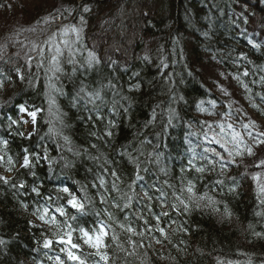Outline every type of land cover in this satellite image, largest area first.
I'll return each mask as SVG.
<instances>
[{
  "label": "trees",
  "instance_id": "16d2710c",
  "mask_svg": "<svg viewBox=\"0 0 264 264\" xmlns=\"http://www.w3.org/2000/svg\"><path fill=\"white\" fill-rule=\"evenodd\" d=\"M83 1L90 4L92 10L87 12L90 16L83 25L81 43L76 46L79 51L75 57L77 60L75 72H73L74 66L69 64V72L71 71L74 77L71 82L70 97L78 98L77 93H80L81 87L86 93L100 90L103 103L97 101V104L100 105V113L104 120L95 119L96 113L92 111L93 105L86 104L85 93H80V117L84 120V126L79 131H77L78 127L73 130V137L79 142L77 146L83 143V146L90 150L88 153L85 149L79 150L76 147L73 152L75 153L73 155L77 156L76 153L79 155L76 158L82 157L78 179L84 178L88 184L89 173L91 171L98 173L102 165L108 167L109 164L105 161L109 159L113 165L112 167L109 165L110 170L102 176L108 181V185L111 186L112 177L109 172L112 169H115L122 177L119 187L124 191H127V186L135 178L136 173L140 172L143 180L136 181V191L140 197L143 195L140 192V185H150L148 181L155 182L168 192L179 189L182 181L186 183L190 175L186 173L188 171H181V169L188 167V155L181 156L176 150L166 146L169 153L165 159L160 158L159 163H156L149 154L151 151H158L156 142L163 135L167 125L165 121H157L151 117L154 113L164 111L159 103L171 101L175 106L180 105L185 109L187 118V112L192 108L194 115L199 114L203 119H211L210 116L198 112L197 105L201 97L193 101L194 94L200 93L198 84H191L187 78L183 80L188 84H181L182 77L187 76L186 74L191 75L190 78H195L190 73V69L199 77L203 76L201 72L208 73L213 82L208 83L207 90L215 97L213 101L218 102V98L226 101L218 105L226 107L228 103L234 102L230 117H225V113L217 114L220 109L218 106L216 110H211L218 115L221 121L232 123L238 131H243L241 124L248 123L246 119L248 117L259 125L257 131H264V115L252 107L255 103L260 109H264V101L261 100L264 95L260 94L264 89V83L260 82V78L264 75L260 74L261 72H252L249 63V61L258 62L264 58V0H241L243 1L241 6L215 5L217 0H116L109 3H104L106 0ZM76 2L77 0H54V3L45 4L46 2H43V10H40L39 6L32 7L30 8L31 16L21 29L34 26L39 18H36L34 14L40 10L38 14L43 11V15L46 13L52 20L54 19L53 29L57 32L58 27L54 28V25L58 26L59 20L63 25H67L73 19ZM64 9H72L71 14L65 11L61 16L59 13ZM6 12L11 19L13 17L19 19L23 14L20 11L19 15V12L13 9V5ZM258 15L262 19L259 21L261 26L255 20ZM22 21L23 16L17 23L0 20V30L17 31L20 27L15 25ZM91 21L99 26L92 29ZM130 22L135 26V32L129 29L130 31L127 30L125 36H132L130 32L137 34L135 44L140 45L138 51L132 48L125 49L126 44L120 47L123 44H118L117 41L119 29L122 31V27L129 25ZM129 27L131 28V25ZM176 38H180L179 44L184 45L180 47L182 52L186 51L185 54H181V60L187 68L186 70L179 69L182 75H164L157 79V76L167 67V62L174 61L177 57L180 58L177 54L178 46L172 44ZM231 43L235 44L241 60L235 68H226L221 65L226 56L225 53L234 51ZM225 44H230V46ZM253 44L258 47L254 48ZM89 52L95 53L100 60V63L91 68H88L86 64ZM29 55L38 59L35 52H30ZM45 55H48L47 51ZM145 57H147L146 60ZM219 58L222 59L220 67L216 63ZM16 62L4 68V74L0 80H3V86L8 83L14 85V82L18 81L17 69H19L24 76L22 80L24 85L16 84L11 105L1 92L3 87H0V113L6 112L5 114L10 119L16 114V110H13L11 106L18 109L20 105H25L30 109H42L41 120H44L45 101L49 103V99L46 100L47 97L44 96L49 90L44 86H49L51 82L55 88H59L63 80L61 76L46 72L45 68L36 70L33 75L30 71L32 66L37 65V62L31 68L22 67L21 63ZM61 63L63 65L62 60ZM204 63L207 65L206 69L201 66ZM44 64L47 67V60ZM245 70L249 72L247 77L242 76ZM236 75H241V79L249 85L250 93L246 92L240 82L233 78ZM110 82L116 85L115 89L109 86ZM30 84L40 88L38 95ZM136 84L140 87L138 89L133 87L130 91V86ZM178 85L179 87L174 92L173 89ZM219 85H223L231 95H223ZM24 93L26 98L21 97ZM7 95L9 96L8 93ZM113 104H115V109H113ZM124 108H128L129 111L125 113ZM245 113L247 116L244 115ZM88 116H93V120L86 119ZM242 116H245V119H241ZM108 120L114 121L116 125L112 129L113 137L98 139L97 136L91 135L95 132L98 136H103ZM150 123L153 128L149 127ZM93 144L97 146L93 148ZM255 152L256 155L245 157L239 168V173L236 174L238 176L235 183L238 186L235 192L228 190L229 183L217 184L213 179L214 171L200 174L199 177H195L194 172L190 173L193 174L191 180L196 185L197 195L207 194V197L212 198L215 203H209L206 198L199 202L203 205L200 204L199 208L194 206L190 213L172 215V219L177 221L172 228L183 224L188 229L187 232L169 229V239L159 244L156 243V238H163L155 231L145 233L143 239L133 236L132 240L137 243L133 250L128 243L129 234L114 225L112 229L115 230L118 239L113 241L109 233V238L105 241L108 245L106 250L110 257L109 264H115L114 262L117 264H226L224 263L225 256L237 250L248 253L251 257H264V235H256V233L264 234V203L261 202L264 196L259 195L256 183L251 179V176L257 172L261 173L264 179V168L254 166L264 159V147L255 149ZM97 158L101 160L97 161ZM129 161L134 165H131ZM126 164L129 167L125 166ZM161 169H164L167 174ZM165 181L174 188L168 189ZM0 185L2 186L0 188V240L4 241L0 244V264H58L55 260L57 256L61 258L63 264H74L67 260L66 254L61 251L63 245L53 243L50 249L43 247V240L50 237L52 228L44 225V229L40 231L38 227L28 223V217L21 213L24 191L14 193L8 185ZM249 187L252 191L248 190ZM71 191L80 197L87 196L91 202V210L94 209L100 213L92 227L97 221L107 219L104 212L106 208L113 211L120 222H124L126 214L131 218V210L120 212L110 207L109 203L118 199L120 195L115 190H111L108 197L109 203L105 204H101L100 201L94 202L98 194L92 197L90 188L86 192ZM187 195L185 193V196ZM57 197H65V194L61 193ZM57 197L48 205L52 208L64 205L66 210H69V216L75 214L68 209L65 199H57ZM169 200H172L171 195ZM142 206L143 202L134 203L135 210H139ZM225 207L231 214L230 216L226 215ZM216 208L219 211L214 210ZM155 210L159 211L158 208ZM166 210L170 211V209ZM149 219L151 220L150 217ZM71 221L69 220V223ZM166 223L167 218H165V226ZM135 227L138 231H144L142 221L135 222ZM51 238L55 240V237ZM75 239L73 242H79ZM80 243L82 250L88 252L87 246ZM118 244L128 251H121ZM92 259L94 258H89V264Z\"/></svg>",
  "mask_w": 264,
  "mask_h": 264
},
{
  "label": "snow or ice",
  "instance_id": "6c2138e0",
  "mask_svg": "<svg viewBox=\"0 0 264 264\" xmlns=\"http://www.w3.org/2000/svg\"><path fill=\"white\" fill-rule=\"evenodd\" d=\"M65 11L71 14L72 9H64L59 14L62 16L63 12ZM80 11L89 12L91 9L87 4H82L80 5ZM79 21V27L76 24L65 25L60 28L58 32H52L47 35L41 43H36L35 41L32 42L29 52L36 53V58H38L36 67L38 69L45 68L46 72H51L53 75L56 73H63L61 58L66 57L65 62L73 65V72L76 71L75 65L77 64V60L75 57L76 53L79 51V48L76 46L81 43L83 25L86 23L83 15L79 16ZM42 22L48 25L53 23L54 19L50 20L49 18L45 17L43 18ZM38 23L40 22L38 21ZM26 31L35 32L36 29L29 28L26 29ZM252 46L254 48L258 47L256 44H253ZM46 51L48 53L47 56L45 55ZM33 58L34 57L32 56H26V63L28 64L29 68H31ZM146 59L147 57H145V60ZM45 60H47V67H45L44 64ZM98 63H100V60L95 55V53L89 52L86 61L87 67L91 68ZM17 75L20 80L24 79V76L22 73H20L19 69H17ZM221 75L224 74L221 73ZM242 76H249V72L245 70L242 73ZM233 78L240 82L241 86L246 92H251L249 85L241 79V75H236ZM260 82L264 83V76L260 78ZM253 83H256V81H253ZM109 86L113 89L116 88V85L111 84V82L109 83ZM0 87H3V80H0ZM50 87H52L55 92H62L61 89L55 88L51 82ZM133 87L138 89L140 85L136 84L134 86H130L129 90L131 91ZM219 87L223 95H231V93L223 85H219ZM80 93H85V96L87 97L86 104L93 105L92 111L96 113L95 119L103 121L104 117L100 113V105L97 104V101L103 103L100 90H96L92 93H86L85 89L81 87ZM80 93H77L78 97ZM261 100L264 101V96L261 97ZM209 103L211 105V109L216 108L215 101H210ZM232 103L234 102L227 104L226 107L228 111L224 114L225 117H230L232 115ZM49 104V110L51 111V105L55 104L54 97H49ZM252 107L264 115V109H260L257 104L253 103ZM113 109H115V104H113ZM197 109L201 113L207 115L216 114L214 111H210L209 108H205L203 101L197 105ZM41 111L42 109L40 108L30 109L25 105L19 106V112L26 114L30 118V120L24 121L25 124L35 125L37 123L38 114ZM123 111L127 113L129 109L124 108ZM244 115L247 116V113ZM93 118V116H88L86 119L93 120ZM153 119H155V116H153ZM174 119L175 113L170 109L168 125H171ZM12 124H17V121L13 120ZM205 124H207V121H205ZM207 126L209 130L213 129V125L211 124H207ZM115 127V122L108 120L105 124L103 136H98L95 132H92L91 135L97 136L98 139H103V137L111 138L114 136L112 129ZM215 128H218L219 132L212 136L209 143L215 142L223 151L218 152L215 148L206 147L203 149V154H200L199 157L195 152H193V154L187 160L188 167L186 169L182 168L181 171L191 172L194 170L196 173L203 175L204 173L215 169L217 165H219L221 172H224L227 168H229L230 165L235 166L236 169H239L242 166L245 157L256 155L255 149L264 147V131H257L259 125L254 120L249 119L248 123L241 124L243 131H238L232 123H226L225 121L216 122ZM19 134L24 135V133ZM205 138H207V136ZM64 140L66 143L70 142L66 136L64 137ZM92 147L95 148L96 145L93 144ZM7 148L8 141L0 140V168H3L4 171L8 173L16 170L18 165L19 168L27 170L25 173L26 175L31 174L35 176V173L32 172L31 169L35 167L41 159H47V157L34 154L30 152L28 148H24L20 157L17 160H14L13 157L7 153ZM141 155H143L142 152ZM149 155L153 156V162L159 163L160 153L157 152L155 154ZM92 158L95 159L96 157ZM197 159L200 161L199 164L196 162ZM105 163H107V161H105ZM254 166L257 168H264V159H261L259 163L255 164ZM137 167H139V164H137ZM141 171H143V169ZM161 171L165 170L161 169ZM109 174L112 177L111 188H108V181H106L103 177L99 178V188L104 189L105 192L115 190L117 193H119V198L113 200L110 203V207L120 212L131 210V218L126 214L124 216V222H120L116 218L115 213L106 208L104 209V212L106 213L107 219L104 221H97L92 228L81 227L79 225L73 226L72 223H69V220L75 221L77 220L78 216L86 217L91 210V202L87 196L80 197L71 191L69 187H60L58 191L60 193H64L65 197H57V199H65L68 209L74 210L75 214L69 216V210H66L64 205H57L55 208H52L51 205H43L36 207L32 212V215L35 216L37 220L41 221L44 225L55 229V231L51 232L50 237H46L43 240V247L45 249H50L53 243H57L64 246L61 248V251L66 254L67 260L74 262V264H89V258H94L92 259L91 264H109L110 257L106 250L108 245L105 241L107 238H109V229H112L114 225L123 232L129 234L128 243L132 249L135 250L137 243L136 241L132 240L133 236H139L141 239H143L145 233L155 231L159 233L160 237L163 238H156V243H163L169 239V229H172V231H188V229L183 224L178 225L177 228H172L174 224H177V221L172 219L173 214L186 215L191 212L194 206L199 208V202L204 201L206 198L209 203H215L212 198L207 197V194L198 196L195 191L196 185L191 179H188L186 183L182 181V186L179 189H174L172 192H168L164 187H159L156 184L140 185V192L143 194L142 197H140L139 193L136 191V181L143 180V176L140 175V172H137L135 178L131 183L128 184L127 191H124L119 187L122 177L115 169H112ZM165 174H167L166 171ZM251 179L256 183L259 195L264 196V179H262V174L259 172L254 173L251 176ZM164 183L168 189L174 188V186L168 184L167 181ZM216 183L223 185L224 182L218 179ZM0 184L8 185L18 190L28 191L26 182L24 180L12 181L5 175H0ZM237 186L238 185L234 182L231 186H229L228 190L230 192H235ZM83 187L84 186H82V190ZM30 191L35 193L37 196L42 195L40 189L34 185L31 186ZM185 193L188 195L185 196ZM170 195L172 197L171 201L169 200ZM48 199L51 200V196H49ZM121 201H123V203H121ZM141 202H143L142 208L135 210L134 203L139 204ZM261 202L264 203V200ZM100 203H109V200L105 196L104 192H100ZM154 204L156 208L160 209L159 211L154 210ZM21 206L25 210H27L29 207L26 203H22ZM166 209H170V211ZM214 210L219 211L218 208ZM225 213L226 215H231L228 213L226 207ZM95 214L100 215L99 212ZM58 217L65 219H58ZM165 218H167L166 226ZM137 221H142L144 225L143 232L138 231L135 227V222ZM152 221H154V223H152ZM77 233V241L79 242H73V235ZM256 235L260 236L264 234L256 233ZM51 237H55V240ZM110 238L113 241L118 239L114 230L112 231ZM80 242H82L83 245L87 246V248L91 249L92 251L84 252ZM3 243L4 241L0 240V244ZM117 246L121 251H128L122 245L118 244ZM128 254L131 255L132 253ZM55 260L58 262V264H63L59 256L55 257Z\"/></svg>",
  "mask_w": 264,
  "mask_h": 264
},
{
  "label": "bare ground",
  "instance_id": "6f19581e",
  "mask_svg": "<svg viewBox=\"0 0 264 264\" xmlns=\"http://www.w3.org/2000/svg\"><path fill=\"white\" fill-rule=\"evenodd\" d=\"M40 1H44V0H32L30 3L31 4L39 3ZM24 2L25 1L23 0H0L1 21L8 20L17 23L22 19L23 16L22 23L15 25L17 27H20L17 31L0 30V79L4 74V70H5L4 68L16 61L21 63L22 67L23 66L28 67V64L26 63V56H30L29 49L31 48L32 42L35 41L36 43H41L47 35L54 32L53 29L54 23H50L46 25L42 22L43 18L45 17L49 18L50 20L52 19L46 13L45 15H42L41 13L38 14L40 10H43L42 9L43 3H41V6H39L40 10H38L34 14L36 18L39 17L37 20L40 23H38L37 21L34 26L30 27L36 29V31L33 33L26 31V29H21L22 26L26 24V21H28V19L31 16V9L26 7V4ZM242 2L243 1L241 0H217L215 5L241 6L240 4H242ZM82 4H87L89 8L92 10V6L90 4H88L83 0H77L74 7L73 19L67 25L76 24L79 27L80 26L79 16L83 15L85 20L90 16L87 15V12L80 11V5ZM12 5L14 8L17 5L18 8L17 12H19V15H20V11L24 10V13L22 12L23 14L20 15L19 19L14 17L11 19L8 16L6 11ZM59 22L60 23L58 24V26L54 25V28L58 27V31L60 30V28L65 26L63 25V23H61L60 20ZM98 26L99 25L96 22L91 21L92 29L97 28ZM133 30L135 32V29ZM130 33L132 34V38H128V41L130 40L129 48H132V50L134 51L140 50V45L135 44V39L137 38L136 36L133 37L135 33L132 32ZM22 37L23 38L26 37L25 41L21 40ZM1 38L4 40H2ZM180 40H181L180 38H176L173 40L172 43L178 46L177 54L178 56L180 55V58L177 57L174 59V61L172 60L169 63L167 62L168 63V64L166 63L167 67H165V69L162 70L160 75L157 76V79H159V77L164 75H171V76L182 75L179 72V69L184 68L186 70L187 66L181 60L182 57L181 54L182 55L185 54L186 51L182 52L180 47H183L184 45L179 44ZM24 44L26 46H24ZM225 45L230 46V44H225ZM231 47L234 48V51H231L230 53L226 52L225 53L226 56L223 62L222 59L220 58L216 60V63L219 67H220V63L222 62L223 64L221 66H224L226 68H235V65L238 64V62L241 60V56L239 55V52L236 50L235 44L231 43ZM61 60L63 61V65H62L63 73H57L55 75L61 76L60 78L64 82V84L62 82L63 85L61 84V86L59 87V89H61L62 92H55L52 87H49L50 85L44 86L45 89L49 90L44 95L47 97L46 100H48L49 97L51 96L54 97L56 103L54 105H51V111H50L49 110L50 104L45 101L46 110L44 113L45 114L44 120H41L42 114L39 113L37 117V123L33 125L34 128L31 132H28L27 130L28 124L22 123L21 121L22 113L19 112V108L15 109L11 106L13 110H16V114L12 115L10 119L5 114L6 112L0 113V140L8 141V148L6 149V151L9 155L13 157L14 160H17L20 157L24 148H28L29 151L34 154H39L42 157H47V159H41L39 163L31 169V171L35 173V176L31 174L26 175L25 173L27 170L19 168L18 165L16 170H14L11 173L5 172L3 168H0V175H5L12 181L24 180L26 182V187L28 188V191L18 190L10 186L9 187L11 192L14 193H19V191H24L21 203H26L28 204L29 207L27 210H25L21 206L22 208L21 213L24 214L26 217H28V223L31 224V226L38 227L40 231L44 229V224L41 221L37 220L36 217L32 215V212L35 210L36 207L48 205L53 199L59 196L61 194L58 191L60 187H69L70 190H74L77 192H82V191L86 192L90 188L91 189L90 193L92 197L95 196L96 193L99 196V198L98 196L97 197L95 196L96 200H94V202L100 201V192H104L107 198L111 194V190L105 192L104 189L99 188V178L110 170L109 165H111V167L113 165V163L109 159H107V164H109L108 167L102 165L98 173L95 171L94 172L91 171L89 173L88 184L84 178H79V179L77 178L80 177V174H78V170L79 167H81L80 159L82 157L80 159H78L79 157L76 158L79 155L76 153L77 156H75L73 155L75 154L73 152L76 147L79 150L85 149L86 152H88L90 149L84 147L83 143L82 144L80 143L79 146H77L79 142L73 137V130H76V128L78 127L77 131H79V129L84 126L83 125L84 120L81 119L82 117H80L81 111L79 104H81L80 103L81 98L70 97L71 82L73 81L74 77L71 71L69 72V64L65 62L66 57L61 58ZM36 62L37 60L33 58L31 66L34 65V63ZM201 66H203V69L207 68V65L205 63L201 64ZM250 67L252 72L254 73L261 72L260 74L264 75V70H262L264 69V58L258 62H254V61L250 62ZM36 70H38V68L36 67V65H34L32 66L30 72H33V75H35L34 73L36 72ZM190 70L191 72L189 70L188 71L195 78H190L191 75L189 76L188 74H186L187 76L182 77L181 84L184 83L188 84L187 81L183 80L185 78H187V80L189 79V82H191V84L193 85L198 84L200 93L196 92L194 94L193 101H195L200 96L201 97L200 102L201 101L204 102L205 108H209L210 111L216 110V109H211V105L209 103L210 101H213L215 97L212 94H210V92H208L207 90L208 83L211 82L212 79L208 76V73L205 71H204V75L199 77L198 74L195 73L192 69ZM17 79L18 81H15L14 85H10L9 83L6 85L4 84L1 91L3 95L7 97V99L9 100L10 105L13 103L16 84L18 83V85H24L23 81L19 79L18 75H17ZM82 80L86 81L85 79ZM30 85H32L33 90L38 95L40 88L37 85H33V84ZM179 85L173 89L174 92L176 91L177 87H179ZM169 87L171 88L172 86ZM7 93L9 94V96L7 95ZM260 94L264 95V89L261 90ZM21 97L26 98L25 93L22 94ZM200 102L198 104H200ZM216 103H217L216 106L220 107V109L217 111V114L226 113L228 111L227 107L218 105V104H224L226 103V101H221V99L218 98V102ZM159 105L161 109H164V111L156 114L154 113L153 116H155V120L157 121L163 120L165 121V123H167L163 135H161V137H159V139L156 142V149L160 153V158L165 159V157L169 153L166 146L173 148L181 156L188 155V159L193 154V152H195L199 157L200 154H203V149L206 147L215 148L216 151L218 152L223 151L219 147V145H217L215 142L209 143L212 136L215 133L219 132V129L215 128L216 122L221 121L218 115L206 114V116H210L209 118L211 119L210 120H208V118L203 119L202 117L199 116V114L194 115L192 111L194 109L190 108V110L187 112L188 114V118H187L185 114L186 113L185 109H183L180 105L175 106V104L171 103V101L170 102L168 101L167 103L161 102L159 103ZM170 109L174 111L175 119L172 121L171 125H168V116ZM198 112L200 114H204L201 113L200 111ZM153 116L151 117L153 118ZM13 120H16L17 124H12ZM205 121H207V124L213 125L212 130H209L207 124H205ZM149 127L153 128L151 123ZM19 133H24V135H20ZM65 136L68 137L70 141L69 143L65 142L64 140ZM206 136L207 138H205ZM149 142L151 141L149 140ZM158 151H151L150 154H155ZM151 156L152 155H150V157ZM98 160L100 161L101 159L97 158V161ZM196 162L197 164H199L200 163L199 159H197ZM129 163L131 165H134L133 163H131V161H129ZM125 166L128 165L126 164ZM210 171H214L215 173V176L213 177L215 182L219 179L224 182L223 184L229 183L228 186H231L234 182H236L235 180L236 177L238 176L236 174L239 173L238 172L239 169H236L235 166H231V165L224 172L220 171L219 165H217L215 169H212ZM193 172L196 174V176L194 175L195 177H199L200 174L196 173L193 170L191 172H186L188 173V175H190L189 176L190 179H191V175H193L190 173ZM148 182L150 185L156 184L155 182L152 181H148ZM33 185L40 189L42 195L37 196L35 193H32L30 191L31 186ZM156 185L159 186L158 184ZM82 186H84L83 190H82ZM0 188H2L1 185ZM108 188L110 189L111 186L108 185ZM249 188L248 190L252 191V188L251 189ZM49 196H51V200L48 199ZM200 204L203 205V203ZM153 207L155 210L156 206L153 205ZM18 209L20 210V208ZM70 211L74 212V210H70ZM95 213H97V210L92 209L90 210L89 214L86 217L78 216L77 220L71 221L70 223H72L73 226L79 225L81 227L92 228V225L95 222L96 218L97 219L99 218V215H96ZM113 230L114 229L109 230V233L111 234ZM53 231H55L54 228H52V232ZM77 234L73 235V239H75V235ZM90 251L91 249L88 250V252ZM234 262L235 264H264V257H258V258H256L255 256L251 257V255H249L248 253L237 250L225 256L224 263L233 264ZM114 263L117 264L116 262Z\"/></svg>",
  "mask_w": 264,
  "mask_h": 264
},
{
  "label": "rangeland",
  "instance_id": "374dc122",
  "mask_svg": "<svg viewBox=\"0 0 264 264\" xmlns=\"http://www.w3.org/2000/svg\"><path fill=\"white\" fill-rule=\"evenodd\" d=\"M23 1H25L24 3L26 4V7H28L29 9L31 8L32 9V7H36V6H41V3H43V2H46L45 4H47V3H51V2H53L54 3V0H44V1H40L39 3H33V4H31L30 2L32 1V0H23ZM116 0H106V1H104V3H109V2H115ZM13 9L14 10H18V8H17V5L15 6V8L13 7ZM21 12H23L24 13V10L22 11L21 10ZM45 12V11H44ZM43 13V12H42ZM41 13V14H42ZM43 15V14H42ZM256 21H258V23H259V26H261L260 24H261V22H259L260 20H262L261 18H260V15H258L257 16V18L255 19ZM127 24H129V23H127ZM131 25V28L129 27ZM120 26H121V24H120ZM134 27V28H133ZM123 28V30L121 31L120 29H119V33H118V36H117V38H118V44L119 43H121V44H123V45H120V47H124V45L126 46L125 47V49H128L129 48V45H130V40L128 41V38H132V36H130V37H128V36H125L126 35V32H128L127 30H129V29H135V26H133V24L130 22V24L129 25H124V27H122ZM130 31V30H129ZM111 34H112V32H111ZM135 36H137V34H135L133 37H135ZM26 38V37H25ZM25 38H21V40L22 41H25ZM2 39V38H1ZM2 40H4V39H2ZM104 42V41H103ZM103 42H101V44L103 43ZM24 46H26L25 44H24ZM201 75H204V73H202L201 72ZM241 119H245V116H242L241 117ZM246 119L247 120H249V118L248 117H246ZM25 120H30V118L26 115V114H22V116H21V121L23 122V124H25L24 123V121ZM27 127H28V132H31L32 130H33V128H34V126L33 125H31V124H28L27 125Z\"/></svg>",
  "mask_w": 264,
  "mask_h": 264
}]
</instances>
